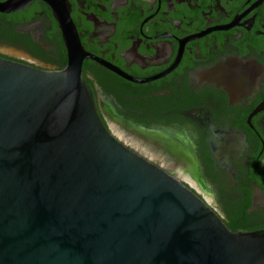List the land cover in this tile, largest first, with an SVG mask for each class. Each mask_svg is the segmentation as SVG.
<instances>
[{"label":"flooded vegetation","instance_id":"1","mask_svg":"<svg viewBox=\"0 0 264 264\" xmlns=\"http://www.w3.org/2000/svg\"><path fill=\"white\" fill-rule=\"evenodd\" d=\"M50 1L0 11L1 58L65 68ZM54 1L90 55L83 78L110 133L227 227L264 229V0Z\"/></svg>","mask_w":264,"mask_h":264},{"label":"water","instance_id":"2","mask_svg":"<svg viewBox=\"0 0 264 264\" xmlns=\"http://www.w3.org/2000/svg\"><path fill=\"white\" fill-rule=\"evenodd\" d=\"M50 4L65 68L0 57V264H264V229L231 231L105 127L81 70L90 55Z\"/></svg>","mask_w":264,"mask_h":264},{"label":"bare ground","instance_id":"3","mask_svg":"<svg viewBox=\"0 0 264 264\" xmlns=\"http://www.w3.org/2000/svg\"><path fill=\"white\" fill-rule=\"evenodd\" d=\"M112 127H114V126H112ZM114 128H115V127H114ZM116 128H117V127H116ZM116 128H115V129H116ZM116 132L120 133L119 130H117V129H116ZM121 133H122V132H121ZM127 135H128V134H127ZM127 135H125V136H127ZM122 136H123V135H122ZM124 139H125V138H124ZM127 139H129V138H127ZM137 140H138V139H137ZM137 140H136V141H137ZM129 142H130V141H129ZM139 142H140V141L136 142V147H137V148H139L140 150H142V151L145 152V153H146V152H147V153H152V151H153L152 148H151V149L146 148V147H144V145H141ZM133 143H134V141H133ZM155 155L157 156V154H155ZM159 156H161V155H159ZM162 158H163V157H162Z\"/></svg>","mask_w":264,"mask_h":264},{"label":"trees","instance_id":"4","mask_svg":"<svg viewBox=\"0 0 264 264\" xmlns=\"http://www.w3.org/2000/svg\"><path fill=\"white\" fill-rule=\"evenodd\" d=\"M229 228V227H228ZM231 231H235L236 229L234 227L229 228Z\"/></svg>","mask_w":264,"mask_h":264},{"label":"rangeland","instance_id":"5","mask_svg":"<svg viewBox=\"0 0 264 264\" xmlns=\"http://www.w3.org/2000/svg\"><path fill=\"white\" fill-rule=\"evenodd\" d=\"M117 130H119V129H117ZM193 185V184H192ZM196 186V185H195Z\"/></svg>","mask_w":264,"mask_h":264}]
</instances>
